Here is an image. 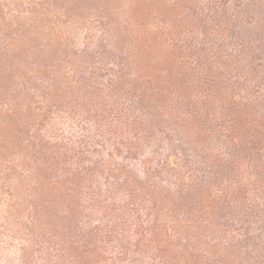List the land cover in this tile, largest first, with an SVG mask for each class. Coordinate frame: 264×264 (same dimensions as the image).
I'll return each mask as SVG.
<instances>
[{
	"label": "rangeland",
	"instance_id": "374dc122",
	"mask_svg": "<svg viewBox=\"0 0 264 264\" xmlns=\"http://www.w3.org/2000/svg\"><path fill=\"white\" fill-rule=\"evenodd\" d=\"M0 264H264V0H0Z\"/></svg>",
	"mask_w": 264,
	"mask_h": 264
}]
</instances>
